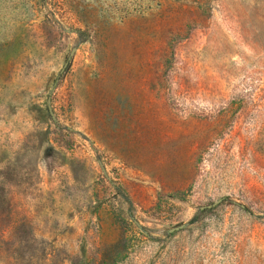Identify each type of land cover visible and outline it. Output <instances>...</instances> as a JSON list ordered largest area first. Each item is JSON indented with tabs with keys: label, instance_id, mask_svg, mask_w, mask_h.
Instances as JSON below:
<instances>
[{
	"label": "rangeland",
	"instance_id": "374dc122",
	"mask_svg": "<svg viewBox=\"0 0 264 264\" xmlns=\"http://www.w3.org/2000/svg\"><path fill=\"white\" fill-rule=\"evenodd\" d=\"M0 264H264V0H0Z\"/></svg>",
	"mask_w": 264,
	"mask_h": 264
},
{
	"label": "water",
	"instance_id": "95a60500",
	"mask_svg": "<svg viewBox=\"0 0 264 264\" xmlns=\"http://www.w3.org/2000/svg\"><path fill=\"white\" fill-rule=\"evenodd\" d=\"M72 54H73V52H71V54H70V56H69V58H68V61L64 64V66H63V68H62V70H61V73H63V72L65 71V69L67 68L68 62H69V60L71 59ZM47 101H48V104H50V102H51V98L49 97ZM220 202H221V200H218V201L214 202L213 204H211V205H209V206H207V207H202L201 210H203V209H205V208H207V209L214 208V207H216L217 205H219ZM177 229H178V228H175V229H172V230H170V231H171V232H174V231L177 230Z\"/></svg>",
	"mask_w": 264,
	"mask_h": 264
},
{
	"label": "trees",
	"instance_id": "16d2710c",
	"mask_svg": "<svg viewBox=\"0 0 264 264\" xmlns=\"http://www.w3.org/2000/svg\"><path fill=\"white\" fill-rule=\"evenodd\" d=\"M240 207H241L242 209H245L246 211H248L247 208H245L244 206L241 205Z\"/></svg>",
	"mask_w": 264,
	"mask_h": 264
}]
</instances>
